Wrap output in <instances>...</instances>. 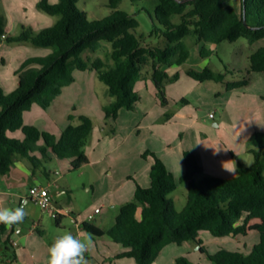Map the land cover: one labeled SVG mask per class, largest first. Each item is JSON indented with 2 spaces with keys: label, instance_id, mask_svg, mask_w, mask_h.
<instances>
[{
  "label": "trees",
  "instance_id": "trees-1",
  "mask_svg": "<svg viewBox=\"0 0 264 264\" xmlns=\"http://www.w3.org/2000/svg\"><path fill=\"white\" fill-rule=\"evenodd\" d=\"M79 0H58L51 3L40 0L38 7L50 15H60L57 22L40 31L23 28L8 41H31L53 51L44 56H33L23 61L15 71L18 87L4 94L0 88V176L8 173L14 158L29 161L38 168L51 157L67 158L72 169L89 164L83 147L93 130V121L87 115L79 117L78 124L70 123L56 137L48 131L24 123V113L34 104L46 109L63 89L75 80L74 71L94 69L113 97L104 107L106 119L116 120L122 109H134L140 99L135 84L145 79L143 70L151 69V78L163 102L166 66H178L189 57L187 40L195 42H234L245 38L250 45L264 40V0H239L240 7L228 4L231 0H157L155 19L167 44L163 47L142 46L137 34L139 22L134 15L116 11L101 20L90 21L87 13L78 7ZM120 0H110L116 6ZM135 1V0H133ZM178 16L179 23L171 22ZM247 22V26L244 23ZM6 33V17L0 13V39ZM102 42L110 44L108 65L103 59H84L86 51L95 52ZM201 56L209 50L203 46ZM250 66L245 70L215 73L209 67L201 71L189 70L188 75L199 82L216 81L226 90L248 86L254 73L264 76V46L249 56ZM238 76L228 80V76ZM69 120L72 117L69 116ZM20 130L22 141L7 137V132ZM115 129L111 128V133ZM42 141V144L39 142ZM252 166L237 163L232 178L216 176L194 179L201 167L194 153L185 151V172L178 179L164 162L153 156L149 177L150 186H136L131 201L120 206L114 224L107 230L84 221L82 228L92 236L108 235L117 245L115 258H130L136 264H153L165 246H182L193 241L200 252H206L199 235L202 232L218 238L259 233V241L247 254L219 249L208 254L209 264H264V133L254 132L250 139ZM39 152L42 158L35 155ZM178 183H187V201L181 212H176L168 194ZM7 226L0 224V244H6L3 235ZM174 264H199L186 256H178Z\"/></svg>",
  "mask_w": 264,
  "mask_h": 264
},
{
  "label": "rangeland",
  "instance_id": "rangeland-1",
  "mask_svg": "<svg viewBox=\"0 0 264 264\" xmlns=\"http://www.w3.org/2000/svg\"><path fill=\"white\" fill-rule=\"evenodd\" d=\"M39 1L0 0V13L6 17V33L0 39V88L4 94L18 87L19 79L15 71L23 61L33 56L50 54L53 51L51 47L37 46L31 41H8L6 39V37L19 35L23 28L40 31L57 22L60 15L46 13L38 7ZM48 1L56 3L58 0ZM156 5L157 0H120L116 6L111 5L110 0L78 1V7L87 13L90 21L101 20L116 11L134 15L139 22L137 34L141 37L142 46L163 47L167 44V40L161 31L163 27L155 19ZM170 20L173 23L180 21L178 16H172ZM187 43L189 57L186 62L178 66L164 67L168 73L164 86L166 103L163 102L155 88L151 78V69L145 68L143 73L146 78L135 84V91L140 95L136 107L124 109L115 123V120L106 119L104 111V107L114 98L109 95L106 84L97 77L95 70L88 69L74 71V82L48 108L44 109L35 104L32 110L25 114L26 121L56 136L70 123L78 124L81 115H87L93 121L95 145L102 136L111 137L107 143L103 144V146L108 144L107 149L103 152L104 147L99 146L93 159L90 155L88 156L89 164L80 169H72L70 160L67 158L43 161L35 169L29 162L40 182L46 184L47 177L44 172L50 173L51 186L49 189L56 208L59 209L64 204L63 208L72 210L80 222L89 213V207L106 206L103 204L105 198L111 197L113 192L128 180L127 174L132 166L135 169H142L152 164L154 160L152 153L165 163L176 178H179L177 172L183 168L182 158L185 151L199 154L201 150H212L210 147L213 143L221 142L223 146L227 144L223 149L226 148L224 151L230 154L229 144L235 146L242 140L240 134L245 132L247 125L240 120L244 117L248 107L252 110L264 111L259 106L261 98L255 96L252 89L245 94L244 88L236 91L226 90L221 82H199L189 76L188 71H201L205 67H209L215 73L245 70L249 68L247 56L252 52V46L245 38L216 44L195 42L191 38L187 40ZM203 46L209 50L207 57L200 54ZM109 53L110 44L102 42L98 50L86 51L82 57L90 60L101 58L110 65L113 61ZM237 79H239L238 76H228V80ZM209 112L215 113V119L209 117ZM69 116L72 120H69ZM262 123L260 126L263 131L256 130V132L264 133V122ZM111 128L115 129L114 133H111ZM14 133L20 135L19 139L14 137ZM115 133H118V136L112 138ZM6 135L20 141L24 139L21 131L7 132ZM123 140L124 145L117 146ZM89 141L86 140L84 151L90 150ZM244 143L249 145V141ZM38 157L42 158L41 154ZM209 166L211 168L212 163ZM131 174L129 178L134 184L136 177L134 173ZM210 176L201 168L194 179L199 181L202 177ZM55 178H59L58 182L54 181ZM1 185H4L3 182ZM14 186L21 187L24 192L27 190L23 182L17 181ZM64 187H68L69 191L58 195L57 193ZM187 191V183H178L177 188L168 194L176 212H181L185 208ZM19 205L16 202L13 208ZM25 210L27 216L23 223L15 225L13 234V238L17 239L21 236L27 237L25 243L19 241L21 249L26 247L29 250L37 243H40L43 248L45 244L51 245L58 236L65 232L79 236V232L83 231L81 223L79 226L75 224L72 214L62 216L61 223H59L55 213L43 211L32 201L25 205ZM112 210L118 215L120 205ZM88 222L104 230L109 229L112 224L108 218L101 220L100 216ZM92 237L91 253L98 259H104L106 264H136L133 259L115 258L114 252L117 245L108 235ZM199 237L206 252H200L199 245L193 241L187 242L183 247L171 244L160 260L154 264H174V256H186L193 263L209 264L208 254L216 249L247 254L259 241L257 231L235 237L218 238L209 233H202ZM7 258L12 264L21 262L13 250L9 251ZM4 263L5 261L0 259V264Z\"/></svg>",
  "mask_w": 264,
  "mask_h": 264
},
{
  "label": "crops",
  "instance_id": "crops-1",
  "mask_svg": "<svg viewBox=\"0 0 264 264\" xmlns=\"http://www.w3.org/2000/svg\"><path fill=\"white\" fill-rule=\"evenodd\" d=\"M228 4L230 6L235 7L236 9L238 6L240 7L239 0H231L228 2ZM211 44H213V43H211ZM251 46H252L251 48L253 49L252 50V52H253L257 48L264 46V40H260L256 43L252 44ZM250 54H248V56H247L248 60H249ZM249 66H250V61H249ZM70 86L71 85L65 87L60 95H62L64 90H67V88H69ZM243 88H244L243 92L245 94L247 92H249V90L252 89L254 95L261 98L260 99L261 104L259 106H260V109L262 108V110H263L264 109V76L261 73H254L252 81L248 86H245L242 88H236V89H232V90L236 91V90H240ZM56 98L54 100H56ZM33 106H32V108H33ZM32 108H31V110H32ZM31 110H29V111H31ZM123 110L124 109H122L120 111L118 118L114 121L115 123L119 119L120 115H122ZM29 111H26L24 113L23 119H24L25 124L32 125L31 122L26 121V117H25V114ZM209 113H212V112H209ZM209 113H208V115H209ZM213 114H214L213 117H210V116L209 117L212 119H215L216 115H215V113H213ZM263 117H264V111H260L258 109L252 110L248 107L245 110L244 117L242 118V120H240V122H244L247 125L245 132L240 134L241 139L243 141L240 140L239 143L235 145V146H237L236 148L234 145L229 144L228 147L231 151L230 154L227 153L226 151H224V150H226V148L223 149V147L227 146V144H224V146H223V144L221 142L213 143V145L210 147V148H212V150L211 149H208V150L205 149L204 151L201 150L199 154L195 153V156L198 160L200 167L207 174H209L211 176H216V177H221V178H232L236 175L238 162H241L242 164H244L247 167L252 166L255 162V159H254L253 154L250 152V145H245L244 142L249 141L251 135L254 132H256V130H262L263 129V128H261L262 126H260L263 124L262 122H264ZM17 131H20V130H17ZM44 131H46V130H44ZM60 131L62 132L63 130H60ZM61 132H60V134H61ZM60 134L58 136H56L55 134H53V135H55L56 137H59ZM93 136H94V127H93L91 134L87 138L88 141L91 140V141H89L90 150L85 151L87 156L90 155L91 159H93V155L99 146L104 147L103 152L107 149L108 144H106L104 146H103V144L107 143V140L109 138H111L108 135L102 136V138H101V140H99L98 144L95 145V143L93 141ZM117 136H118V133H115L112 138H116ZM14 137L19 139L20 135L18 133H14ZM23 138H24V135H23ZM42 143H43L42 141L39 142V144H42ZM120 145L121 146L124 145V140L117 146H120ZM216 151L219 153L218 156H217ZM35 155L38 157L40 155V153L36 152ZM211 157H212V159H211ZM54 158H56V157H51L50 159L52 160ZM210 163H212L211 168L209 166ZM152 164H149V166L143 167L142 169H140V168L135 169V167L132 166L130 168V171L127 174L128 180L123 182V184L120 187H118L116 191L113 192L114 194H112L111 197L105 198V201H104L105 203H103V204L106 206L100 207V211L95 214V217L100 216L101 220H105L108 218L110 220V222L112 223L111 224V227H112V225L114 224L115 218L117 216V214L112 210V208H115L117 205L121 206L122 204L131 201L134 197V193H135L137 184H139L142 187L150 186L151 181H150V177H149V172H150V168H151ZM233 168H235V171L231 172V170ZM184 172H185V167H184V162H183V168H181L177 172L178 177L182 176L184 174ZM131 173H134L135 177H136L134 184L131 183L130 178H129V177H131L130 175H132ZM44 174L47 177L46 184L40 182V180L37 177L36 171L31 167L29 161H27L26 159L20 158V157H15L10 171L8 173L0 176V194L5 193V192L9 194L7 196L0 195V208H13V205L16 202H18L20 204L23 201L24 205H27L28 202H31L29 195H28V191H29L30 187H32L35 184H39L42 186H48V187L51 186L50 173L48 171H45ZM55 174H57V172ZM174 177H175V175H174ZM176 179H178V178H176ZM58 180H59V178L54 179L55 182H58ZM17 181L23 182L24 184H26V187H27L26 192H24L21 187H15L14 186V184L17 183ZM2 182L4 185H1ZM68 191H69V188L64 187L57 194L61 195V194L66 193ZM50 193L52 195L51 190H50ZM52 200H53V197H52ZM69 204L72 205V203H69ZM62 205L65 206L64 204H62ZM62 205L60 206L59 209L57 208L58 210L61 209L62 212L61 211L55 212V217L57 218L59 223H61L62 216L67 215L66 211H70L71 214L73 215V217H75V213L72 210H68V208L64 209ZM95 208H99V207L98 206H94L93 208L89 207L88 212L93 211ZM84 221H86L85 218H82L80 220V223H82ZM14 232H15V225H13L11 228H9L7 226L6 232L3 235V240L7 241V243L4 245L0 244V259L5 261L4 264H12L11 260L7 258V254L9 253L10 250H13L16 253V255L19 256L18 260H19V262L21 261L20 264H46L47 249L50 245L45 244V246L42 248L40 246L41 244L37 243V244H34V247H30L29 250L26 249V247H24V249H21L19 247V241H23V243H25L27 240V237L25 238V236H21L20 238L18 237V239L13 238ZM85 233H86V231L83 229V231L79 232V237H82ZM202 233L208 234L206 232H202ZM184 245H182V247ZM169 246H171V244H168L167 246L164 247L162 254L159 256V258L155 262L160 260V258L163 256L165 250ZM202 246H203V244H202ZM116 251H117V249L115 250L114 255H115ZM216 251H217V249L214 252H216ZM214 252H211V253H214ZM3 256H5V257H3ZM176 257H178V256H176ZM176 257L174 256L173 259H175ZM85 258L88 260L89 264H106L104 259H98L97 257L93 256L91 251L85 253ZM119 259H124V258H119ZM128 259H130V258H128Z\"/></svg>",
  "mask_w": 264,
  "mask_h": 264
},
{
  "label": "clouds",
  "instance_id": "clouds-1",
  "mask_svg": "<svg viewBox=\"0 0 264 264\" xmlns=\"http://www.w3.org/2000/svg\"><path fill=\"white\" fill-rule=\"evenodd\" d=\"M234 171L235 168L231 170V172ZM0 195L7 196L9 194L5 192ZM26 216L27 212L23 201L15 208H0V224L9 228L23 223ZM92 246V234L85 233L83 238H80L71 232H65L48 247L46 264H89L85 253L89 252Z\"/></svg>",
  "mask_w": 264,
  "mask_h": 264
},
{
  "label": "built area",
  "instance_id": "built-area-1",
  "mask_svg": "<svg viewBox=\"0 0 264 264\" xmlns=\"http://www.w3.org/2000/svg\"><path fill=\"white\" fill-rule=\"evenodd\" d=\"M213 112L209 113L210 117H213ZM29 198L32 202L36 203L43 211L49 212V213H55V212H62V210H58L53 205L52 195L50 193L48 186H42L39 184H35L32 187L29 188L28 191ZM100 211V208H95L93 211L89 212L85 216L86 221H92L95 218V214ZM67 215H71L70 211H66ZM73 220L75 224L78 226L80 222L78 221L77 217H73ZM82 224V223H81Z\"/></svg>",
  "mask_w": 264,
  "mask_h": 264
},
{
  "label": "water",
  "instance_id": "water-1",
  "mask_svg": "<svg viewBox=\"0 0 264 264\" xmlns=\"http://www.w3.org/2000/svg\"><path fill=\"white\" fill-rule=\"evenodd\" d=\"M244 23H245V25L247 26V22H246V20L244 19ZM199 248V247H198Z\"/></svg>",
  "mask_w": 264,
  "mask_h": 264
}]
</instances>
